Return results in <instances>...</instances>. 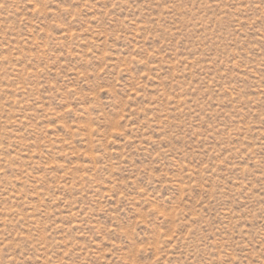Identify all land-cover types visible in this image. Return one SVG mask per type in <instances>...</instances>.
Here are the masks:
<instances>
[{"label": "rangeland", "instance_id": "374dc122", "mask_svg": "<svg viewBox=\"0 0 264 264\" xmlns=\"http://www.w3.org/2000/svg\"><path fill=\"white\" fill-rule=\"evenodd\" d=\"M0 264H264V0H0Z\"/></svg>", "mask_w": 264, "mask_h": 264}]
</instances>
